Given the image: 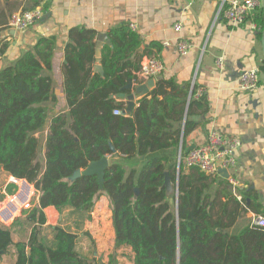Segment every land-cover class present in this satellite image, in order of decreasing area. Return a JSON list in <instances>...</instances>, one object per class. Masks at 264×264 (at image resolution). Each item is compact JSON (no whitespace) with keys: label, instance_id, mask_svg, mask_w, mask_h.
Returning a JSON list of instances; mask_svg holds the SVG:
<instances>
[{"label":"trees","instance_id":"16d2710c","mask_svg":"<svg viewBox=\"0 0 264 264\" xmlns=\"http://www.w3.org/2000/svg\"><path fill=\"white\" fill-rule=\"evenodd\" d=\"M255 17L264 24L263 8ZM110 36L112 46L103 48L101 73L93 69L96 31H71L65 64L69 109L53 117L48 103L57 102V96L47 71L53 66L54 36L40 37L0 69V169L34 182L39 192L38 200L11 227L0 225V250L16 249L12 252L16 264L96 262V257L77 249L79 234L65 226L52 227V244L41 234L48 206L60 213L71 208L76 227L82 229L92 219L100 197L106 195L115 246H130L135 264H264V228L253 221L243 227L239 224L249 212L264 214L259 192L238 187L235 191L223 175L211 176L195 167L187 170L183 162L178 175V163L172 162L175 155L170 151H177L194 123L186 121L183 127L185 97L167 91L176 86L160 79L129 115L114 113L127 107L114 95L129 94L125 86L131 80L141 83L136 75L141 63L132 58L141 40L125 26ZM8 46L0 41L1 56ZM187 152L184 143L182 159ZM105 156L110 164L102 189L96 174L72 178L78 169ZM166 172L178 183V196L168 195ZM14 224H33L28 241L13 242ZM82 233L96 248L91 235ZM114 259L115 251L111 264Z\"/></svg>","mask_w":264,"mask_h":264},{"label":"crops","instance_id":"0c3cea01","mask_svg":"<svg viewBox=\"0 0 264 264\" xmlns=\"http://www.w3.org/2000/svg\"><path fill=\"white\" fill-rule=\"evenodd\" d=\"M228 1L0 0V16L3 19V24H0V41L9 43L6 53L0 55V69L33 47L40 37L54 36L57 40L53 66L51 71H47L54 80L57 96V102L48 103L51 109L50 117H53L69 109L65 92V64L71 31H96L95 44L98 34L108 35L110 41L105 40L101 47L100 64L103 66L102 51L106 45L112 46L111 32L123 26L128 27L135 31L141 40V45L132 58L141 63L147 56H156L164 63V70L154 78V87L160 79L171 81L176 88H167L168 93L185 97L183 127L186 121L194 123L193 129L185 137L182 136L177 151H170L175 155L174 161L172 158L171 161L178 163L184 143L187 151L205 144L212 130L239 137L242 146L236 152L238 189H255L264 202V83L260 79L257 89L247 91L242 89L239 82V75L245 69H259V73L264 74L261 70L264 63L263 48L259 37L264 24L263 21L257 22L255 17L261 9L253 11L243 24L228 23L223 14ZM37 7L43 9L44 16L32 27L16 30L9 26L14 13ZM178 23L182 26L179 31L175 29ZM132 24L135 29L131 27ZM6 25L8 27L3 28ZM179 39L190 43L191 48L187 54L179 52ZM219 58H223L222 67L217 64ZM96 64L97 61L93 64L94 70ZM133 82L134 86L139 85ZM199 89L203 90L204 94L198 97L196 93ZM131 92L129 90V93ZM164 97L165 95L159 96L161 99ZM114 99L127 104V97H119L116 94ZM139 99H135L134 107ZM48 133L49 128L44 131L45 140ZM45 151L44 146L43 153ZM186 169L190 170L189 167ZM10 176V173L0 169V200L13 188L9 183ZM100 208L112 218L109 200L106 195H102L92 213V219L85 221L82 229H78L74 217L70 215L71 208H65L64 212L60 213L54 206H48L45 208L47 222L41 235L52 244V227L62 225L79 234L77 249L79 250L81 244L80 252L96 257L97 261L92 264H108L114 251V264H135L130 246L122 245L116 248L112 219L107 225V232L103 234L96 216L101 211ZM254 214H246L239 223L240 227L250 224ZM22 217L25 219L26 216ZM32 227L33 224H14L11 234L13 242L28 241ZM82 231L91 235L96 248L91 246L89 236ZM29 251L31 253L30 248L28 253ZM12 252L4 253L0 264H16V257Z\"/></svg>","mask_w":264,"mask_h":264},{"label":"built area","instance_id":"2783aa9c","mask_svg":"<svg viewBox=\"0 0 264 264\" xmlns=\"http://www.w3.org/2000/svg\"><path fill=\"white\" fill-rule=\"evenodd\" d=\"M261 8L262 0H229L223 14L228 23L240 25L247 21L253 11ZM43 16L44 11L40 7L19 11L11 16L9 26L16 30H26L41 20ZM131 27L136 28L134 24ZM181 27L179 23L175 25L177 31ZM253 27L256 28V25L253 24ZM177 47L181 54H187L191 45L188 41L179 39ZM217 64L222 67L223 58H219ZM164 68L165 65L159 58L147 56L142 60L136 75L141 83H146L149 79L156 78ZM259 81V69H245L239 75V82L243 90L253 91L257 89ZM203 94L201 89L196 93L198 97ZM114 113L127 114L121 109H115ZM241 146L242 140L239 137L212 130L205 144L194 147L187 152L184 157L185 164L189 168H198L211 176L223 175L220 169L225 168L229 172L226 178L236 189L239 186L236 177V165L238 163L236 152ZM9 183L13 185V191L0 200V225L4 227H10L26 209L31 208L36 196L39 194L36 184L27 178L11 175ZM253 224L264 228V214H254Z\"/></svg>","mask_w":264,"mask_h":264},{"label":"water","instance_id":"95a60500","mask_svg":"<svg viewBox=\"0 0 264 264\" xmlns=\"http://www.w3.org/2000/svg\"><path fill=\"white\" fill-rule=\"evenodd\" d=\"M262 8L264 10V0H262ZM107 34L105 33H100L97 36V43H96V56H97V64L95 65V70L101 73H104V69L103 66L100 64L101 61V47L103 45V42L105 40H107L108 42L110 41L107 38ZM262 48H263V59H264V28L262 31ZM155 84V79L151 78L149 79L146 83L143 84H139L134 86V82L131 80L129 81V83L126 85V89H129L130 91H132L129 94L126 93H119L117 94V96L119 97H127V107L124 110V113H131L135 104V99L136 98H142L146 95H148L151 92V89L154 87ZM112 149L115 151L114 147H112ZM182 151V149H181ZM181 162L185 163V159H182V153L179 157V161H178V175L180 174V165ZM110 161H109V157L105 156L102 157L99 160L96 161H91L89 163V165L84 168V169H78L74 175L72 176V178H76V177H80L82 175H94L96 174L99 180V184H100V188H103V182L105 179V173H106V169L109 167ZM220 172L225 176L228 177L229 172L227 169L222 168L220 169ZM165 186L167 189V193L169 196H173L176 195L178 196V183L174 184L171 176L168 172H166V179H165ZM138 191V190H136ZM5 253L4 250H0V262L2 259V255ZM30 253V251H29Z\"/></svg>","mask_w":264,"mask_h":264},{"label":"rangeland","instance_id":"374dc122","mask_svg":"<svg viewBox=\"0 0 264 264\" xmlns=\"http://www.w3.org/2000/svg\"><path fill=\"white\" fill-rule=\"evenodd\" d=\"M260 79H261V81L264 83V74L262 73V74H260ZM235 191H236V189H234ZM11 192V190L8 192V193H10ZM39 195V194H38ZM36 196V198H35V200H34V202L36 201V200H38L37 198L39 197V196ZM101 209V211H99L97 214H96V216L98 217V220H99V226H100V228L103 230V234L105 233V232H107V225H109L110 224V220L112 219L111 218V216L103 209V208H100ZM88 237V236H87ZM88 241L90 242V243H92L91 242V239L88 237ZM80 246H79V250L81 251V244H79ZM91 246L93 247V245L91 244ZM91 253H92V250H91ZM107 262V261H106ZM98 264V263H97ZM100 264V263H99ZM103 264V263H102ZM106 264V263H105ZM108 264H111V261H109V263Z\"/></svg>","mask_w":264,"mask_h":264}]
</instances>
